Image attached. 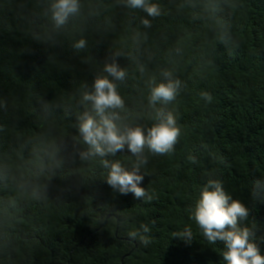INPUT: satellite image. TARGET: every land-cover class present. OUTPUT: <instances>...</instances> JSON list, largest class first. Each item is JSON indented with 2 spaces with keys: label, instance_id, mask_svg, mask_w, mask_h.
Segmentation results:
<instances>
[{
  "label": "trees",
  "instance_id": "1",
  "mask_svg": "<svg viewBox=\"0 0 264 264\" xmlns=\"http://www.w3.org/2000/svg\"><path fill=\"white\" fill-rule=\"evenodd\" d=\"M55 2L0 0V264H227L193 217L210 179L248 209L238 227L264 256V0H146L154 17L127 0H78L59 26ZM100 77L123 100L108 110L121 132L147 135L159 110L173 113L172 151L81 159L80 118L99 120L83 96ZM169 79L175 99L150 104ZM104 160L139 164L152 198L111 188Z\"/></svg>",
  "mask_w": 264,
  "mask_h": 264
},
{
  "label": "clouds",
  "instance_id": "2",
  "mask_svg": "<svg viewBox=\"0 0 264 264\" xmlns=\"http://www.w3.org/2000/svg\"><path fill=\"white\" fill-rule=\"evenodd\" d=\"M132 8H142L149 16L159 15V9L155 4H147L146 0H127ZM53 19L55 23L63 25L68 17L78 11V0H56L52 5ZM143 24L147 27L150 22L145 19ZM74 47L79 50L85 47V41H78ZM105 71L116 80H123L125 72L116 64H108ZM170 76V73H165ZM94 92L85 93L83 99L91 101L97 120L92 115L85 113L80 119L79 131L83 142L88 145V152L81 153V159H87L89 155L100 157L109 154L115 156L117 152L123 151L125 146L134 156L141 157L145 146L154 154H166L172 151L180 136V129L177 127L176 119L171 112L165 113L159 110V123L151 127L147 135L140 127L128 128L121 132L115 119V113L108 114L109 109H117L123 106V100L116 91L115 84L106 77L97 78L94 82ZM180 88L179 80L169 79L166 83L157 84L151 89L150 104L157 102L170 103L176 97ZM203 98L210 102L212 97L202 93ZM146 163V159H141ZM103 165L109 168L106 183L113 189H118L122 195L129 192L137 200L142 198L151 199L145 189L140 185L143 182V175L140 173L139 164L132 170L125 169L119 161L109 164L104 160ZM194 220L202 230L204 237L210 243L223 242L226 250L223 252V259L227 264H264V256L253 241L252 233L247 228L238 227V223L248 217V209L239 201L232 199L222 186V182L215 179L208 180L201 192L193 213ZM143 232L147 233L149 228L142 225ZM132 239L138 236L137 232L129 233ZM184 240H191L190 229H185L180 234ZM141 243L147 245L149 241L141 237Z\"/></svg>",
  "mask_w": 264,
  "mask_h": 264
}]
</instances>
